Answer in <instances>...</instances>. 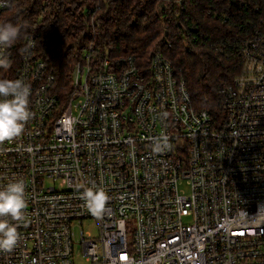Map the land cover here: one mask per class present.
<instances>
[{
  "label": "built area",
  "instance_id": "1",
  "mask_svg": "<svg viewBox=\"0 0 264 264\" xmlns=\"http://www.w3.org/2000/svg\"><path fill=\"white\" fill-rule=\"evenodd\" d=\"M243 19L244 35L220 45L239 71L218 120L192 106L160 52L147 66L96 62L90 43L60 103L35 32L0 47V79L25 83L31 113L0 142V188L25 186L20 219L5 217L18 242L0 264H264V6Z\"/></svg>",
  "mask_w": 264,
  "mask_h": 264
},
{
  "label": "trees",
  "instance_id": "2",
  "mask_svg": "<svg viewBox=\"0 0 264 264\" xmlns=\"http://www.w3.org/2000/svg\"><path fill=\"white\" fill-rule=\"evenodd\" d=\"M10 1L0 25L19 29L15 42L37 34V56L55 73L60 103L75 64L93 43L96 62L136 55L147 66L160 52L184 79L192 106L215 120L222 117L221 89L239 71V60L219 52L220 45L241 38L243 17L255 5L264 6V0Z\"/></svg>",
  "mask_w": 264,
  "mask_h": 264
},
{
  "label": "clouds",
  "instance_id": "3",
  "mask_svg": "<svg viewBox=\"0 0 264 264\" xmlns=\"http://www.w3.org/2000/svg\"><path fill=\"white\" fill-rule=\"evenodd\" d=\"M19 29L12 24L0 25V47L11 46L17 39ZM9 62L0 59V68H6ZM29 89L22 80L0 79V142L19 136L24 122L30 119L28 110ZM166 139V138H164ZM166 144L157 143L154 151L160 152ZM25 186L20 180H13L0 188V251L14 248L18 242L16 227L5 217L20 219L21 210L25 206ZM89 201L94 204L103 202V192L89 191Z\"/></svg>",
  "mask_w": 264,
  "mask_h": 264
},
{
  "label": "rangeland",
  "instance_id": "4",
  "mask_svg": "<svg viewBox=\"0 0 264 264\" xmlns=\"http://www.w3.org/2000/svg\"><path fill=\"white\" fill-rule=\"evenodd\" d=\"M92 22V21H91ZM70 87V86H69ZM69 90V89H68ZM85 230H90L95 234L96 230L91 226V222H87L84 226Z\"/></svg>",
  "mask_w": 264,
  "mask_h": 264
}]
</instances>
